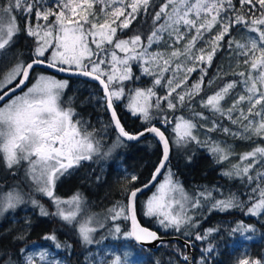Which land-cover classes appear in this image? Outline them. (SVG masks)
<instances>
[{"label": "snow or ice", "instance_id": "obj_1", "mask_svg": "<svg viewBox=\"0 0 264 264\" xmlns=\"http://www.w3.org/2000/svg\"><path fill=\"white\" fill-rule=\"evenodd\" d=\"M17 13L24 19L23 28ZM138 20L140 26L133 29ZM149 20V30L145 33L143 25ZM125 30H130L131 35L122 37L120 34ZM233 31H237L236 37L232 36ZM21 33L31 38L30 59L26 61L15 54L7 70L0 72V165L12 171L23 162L31 183L29 192L18 186L5 191L0 185V218L30 205L42 217H55L76 227L83 245L98 243L94 234L105 228V220L113 221L110 235L114 237L152 242L159 237L138 223L136 202L139 193L153 186L156 190L146 202L144 215L154 217L165 230L174 228L180 232L185 226L197 228L190 210L199 209L205 202L211 204L210 210L223 212L246 207L248 215L264 213V145L255 143L256 139L264 140V0H54L52 4L48 0H3L0 2V59L9 56ZM225 45L232 63L227 70L218 66L216 75L207 80V86L211 87L217 80L224 81L228 74L239 79L224 81L206 99L201 97L199 103L213 116L218 114L227 119L237 130L210 120L203 112H193V115L202 121L210 120L200 125L208 132L221 130L234 138L251 141L254 146L232 162L230 157L236 153L231 146L201 140L193 131L198 125L184 117L176 118L174 143L184 146L195 142L208 150L216 163L228 161L230 167L222 175L255 185L248 193V202L241 201L236 194L215 199L210 189L195 195L188 193L168 167L169 139L152 124L155 119L152 110L163 112L162 102H166L167 110L175 111L200 96L208 75L207 67ZM133 64L140 68L141 75L152 78L151 87L137 88L128 95L127 109L146 125L136 133L125 130L115 110V102L126 96L125 82L139 79L134 76ZM37 66L99 83L103 97L91 92L86 101H104L101 107L110 112V123L118 133L113 148L123 143L120 138L139 141L148 133L162 145V156L151 179L142 187H135L138 176L132 174L126 178L123 188L126 199L108 208L103 217L93 214L86 219L78 218L83 197L76 194L71 200H62L56 195L61 178L71 176L82 161L100 155L102 145L89 130L88 122L78 118L71 106H63L61 96L68 86L67 80L39 74L29 86ZM196 72L199 78L189 86L188 81ZM238 85L242 91L234 93ZM157 88L165 89V94L158 95ZM229 97L230 106L222 104ZM161 122L172 123L167 115ZM111 151L110 148L103 152V156H109ZM192 160L193 156L186 154V162ZM161 175L163 181L154 184ZM32 193L47 197L53 210L49 211ZM64 205H71L74 210H66ZM120 219L130 222V231L122 232L115 223ZM31 227L32 218L26 217L24 226L11 237L12 246H0V264H63L47 248L29 243ZM215 231L210 228L203 235L197 232L195 239H207ZM241 231L254 232V229L243 224L231 229L233 234ZM183 234L190 233L186 230ZM42 239L51 242L56 252L71 247L60 242L55 232L44 234ZM213 250L210 245L204 251ZM181 257L187 264L189 256L181 253ZM100 264H137V261L135 253L127 249L120 254L113 253ZM198 264H205L203 257ZM240 264L255 262L242 259Z\"/></svg>", "mask_w": 264, "mask_h": 264}, {"label": "trees", "instance_id": "obj_2", "mask_svg": "<svg viewBox=\"0 0 264 264\" xmlns=\"http://www.w3.org/2000/svg\"><path fill=\"white\" fill-rule=\"evenodd\" d=\"M49 1V0H48ZM3 2V0H0ZM19 18V25L21 28L24 27V19L17 13ZM149 20L147 24L143 25L145 33L149 30ZM140 26L139 20L133 24V29ZM239 31H243L242 29ZM123 36L127 37L131 35L130 30H125ZM232 36H237V31H233ZM227 39V38H226ZM18 48L21 51L20 56L24 60H29L31 57L32 41L31 38L27 37L23 33L17 36ZM229 53L227 46L221 49L214 57L213 63L210 67H207L208 75L205 78L204 91L201 92L199 97L205 94H210L217 90L224 81H230L232 78L226 75L224 81L217 80L211 87L207 86V80L212 79L217 71L218 66L223 67L225 70L229 66ZM37 71V70H35ZM40 72V70H38ZM43 72V71H42ZM133 73L135 77L139 79H132L125 82L126 96L120 101L115 102V109L121 120L125 130L130 133H136L142 130L146 125L142 123L138 116H133L126 109V103L128 101V95L133 88H147L152 86V78L149 76L141 75L140 68L133 64ZM80 82V81H79ZM84 84L91 85L97 95L101 96V93L97 86L83 82ZM75 111L78 114V118L92 119L89 124V129L97 130L96 134L102 132L103 125L99 122L100 117H103L109 131L113 136L115 135L105 109L99 108L98 99L86 101L90 91L86 90L83 86L74 87ZM162 92L161 88H157V93L160 95ZM164 105V111L160 112L155 110L152 124H156L161 127L168 136L171 143V131L170 126L178 115L186 114L182 110L169 111L166 107V102H162ZM167 115V118L172 121L170 124H163L161 122L162 117ZM108 144V142H105ZM264 143V141H263ZM172 144V143H171ZM235 146L238 150H250L252 146H248L247 142H241L239 140L234 141ZM243 144V147L240 145ZM118 157H116L115 164L110 167L109 172L106 174V180L94 181L90 177L89 167H82L72 173L71 176L64 178L57 184L55 189L56 195L59 197H69L72 195L79 194L86 198L91 203V210L96 212L105 211L112 207L117 201L125 200L126 197L123 192V188L126 183V178H129L132 174L138 176V180L135 182V187L141 186L146 183L150 178L156 164L158 163L161 151L157 142L152 139H146L137 144H124L119 150ZM180 155L176 154L175 149L172 147V155L168 167L174 173V178L179 184L187 191H193L194 189H210L213 190V197L215 199H225L230 194H236L240 199H244L245 195H248V185L241 183L239 179L224 177L220 175V164L216 163L214 158L209 154L208 150L204 147H193L189 149V145L185 150H180ZM186 154L193 156L191 163L186 162ZM118 166V168H116ZM166 171V170H165ZM94 174V173H93ZM91 174V176H93ZM80 176L90 177L86 181L79 183ZM13 178V176L11 177ZM163 178V176H162ZM161 178V179H162ZM153 191V190H152ZM151 191V192H152ZM150 192V193H151ZM149 193V194H150ZM143 195L138 202L137 211L138 217L142 225L149 227L159 233L160 236L170 237L177 236L185 241L189 242L194 250V258L198 262L203 257L205 264H240V261L249 260L255 262V264H264V222L260 219L255 218L251 215L246 214V207L234 208L227 211L210 210L209 206H203L199 215L193 219L198 223V227L195 229L182 227L180 232H177L174 228L164 232L160 230L154 217H144L141 212L142 201L149 195ZM41 203H46L41 196L38 197ZM245 202V201H244ZM49 211L53 208L50 204H45ZM250 206V202L248 203ZM34 211L30 217L32 218L31 234L28 237L29 243H42V237L46 233L55 232L58 239L62 243L71 245L70 248H65L59 251V256L65 260V264H100L103 259H108L111 254L105 253L103 246L92 247L83 245L79 239L76 227L70 226L69 224L61 221L55 217H42ZM18 214V211H16ZM6 219V218H5ZM24 220L21 222L14 223L13 225L0 229V246L11 247V237L17 229L24 226ZM8 219L2 220L1 224H9ZM240 222L249 225H255L257 232L260 235L259 238L244 243V248L239 247L237 244V233H231V226H234ZM217 229V231L208 235L207 239L198 241L195 239V233L203 235L207 229ZM188 231L189 235H184V231ZM124 231H128V223L124 222ZM128 244L132 248L135 254L138 255L139 264H156L159 261L160 264H185L182 260L181 253L186 254L185 248L182 244L176 241L161 243L156 251H151L147 248L137 247L132 240H127ZM119 247L122 244L120 241H115ZM213 246V251L207 253L204 250L209 246ZM121 253V252H120ZM205 254V255H204ZM207 256V257H205Z\"/></svg>", "mask_w": 264, "mask_h": 264}, {"label": "rangeland", "instance_id": "obj_3", "mask_svg": "<svg viewBox=\"0 0 264 264\" xmlns=\"http://www.w3.org/2000/svg\"><path fill=\"white\" fill-rule=\"evenodd\" d=\"M48 3L49 4H52V3H54V0H49L48 1ZM122 37H125V36H123L124 34L123 33H121L120 34ZM254 35V34H253ZM16 41V43L12 46V48L10 49V53H9V56H7V57H5V58H3V59H0V71L1 72H3V71H6L7 70V67H8V65L12 62V56H14L15 54H21V51L19 50V48H18V40H17V37H16V39H15ZM154 48L156 47L155 45L153 46ZM229 61V64L230 63H232V61H230V59L228 60ZM206 66V65H205ZM207 67V66H206ZM227 69H228V67H227ZM226 69V70H227ZM39 74H44V75H51V74H48V73H44V72H38V73H36L35 74V78H34V81L33 82H35V79H36V77L39 75ZM52 76H54V75H52ZM228 76H231V77H233L231 74H228ZM55 78H57V79H60V78H58V77H56V76H54ZM199 78V72H196V73H193L192 75H191V78H190V80L188 81V84H189V86L191 85V83L193 82V81H196L197 79ZM233 79H239L238 77H235V78H232L231 80H233ZM60 80H65V79H60ZM230 80V81H231ZM32 82V83H33ZM29 86H31V84L29 85ZM78 86H83L86 90H88V91H90V93L91 92H95L94 91V89L92 88V86L91 85H87V84H84V83H82V82H78V83H76L75 85H74V87H78ZM138 87H136V88H133L132 90H131V92H130V94L131 93H134V90L135 89H137ZM140 89H142V88H140ZM162 89V88H161ZM72 91V90H71ZM242 91V88L238 85L237 86V88L234 90V93H239V92H241ZM66 92V93H65ZM66 94V95H65ZM70 93L68 92L67 93V88L66 89H64V91H63V93H62V96H61V102L64 104V105H66L67 103L69 104L71 101H74V97H72L71 98V95H69ZM165 94V89H162V92H161V96L162 95H164ZM210 94H212V93H210ZM210 94H205V95H203L202 97H204L205 99H206V97H207V95H210ZM68 96V97H67ZM99 96V95H98ZM99 97H103L102 95L101 96H99ZM122 99V98H121ZM155 98H153V100H154ZM200 99H201V97H199V96H197V97H195L194 98V100L191 102V104H189V105H187V106H185V107H178L177 108V110H182L185 114H186V116H182V115H178L177 117H184V118H186V119H190V120H192L194 123H196L197 125H198V127L196 128V129H194L193 131L196 133V134H198V136H199V138L201 139V140H204V139H209V140H213V141H216V142H219L220 144H221V146H231V148L232 149H234V151H235V153H236V155H234V156H231L230 157V161H232V162H236V161H238L239 160V154L240 153H242V152H245L244 150H238L237 149V146H235V144H234V141H236V140H239V141H241V142H247L248 143V146H254L253 145V142H251V141H245V140H241V139H239V138H234L233 136H231V135H226V134H224L223 133V131H221V130H217V131H215V132H208L207 131V129H206V127H202V126H200V125H206V124H208V123H210V120H217L222 126H225V127H230V128H232L233 129V131H236L237 129H236V126L235 125H231L230 124V122L227 120V119H223V118H221L218 114L217 115H215V116H213V114L211 113V112H209L207 109H204V108H201V106H200V103H199V101H200ZM99 100V99H98ZM120 101V100H119ZM99 103H98V105H99V108H102L101 107V105H103L104 104V101L102 100V99H100L99 101H98ZM117 102V101H116ZM128 104V101H127V103H126V105ZM222 104H224V105H227V106H230V104H231V97H229L226 101H223L222 102ZM71 107H72V105H71ZM73 108V107H72ZM104 109V108H103ZM126 109H127V107H126ZM127 111L129 112V113H131L128 109H127ZM154 112H156L155 111V109H153L152 110V114L154 115ZM193 112H203L205 115H207V116H209L210 117V120L209 121H202V120H200L199 119V117H196V116H194L193 115ZM139 117V116H138ZM176 117V118H177ZM99 119V122L101 123V125H103V129H102V132H101V134H103L102 135V141H103V143L106 141V137H109V142H110V145H109V147L107 148V150H105V152L106 151H108L110 148L112 149V151H111V153L112 152H114V151H116V150H118L119 148H122L123 147V144H121L120 146H118V147H115V148H113V145L116 143V141H117V137L116 136H113V134H111L110 133V131H109V128L107 127V125H106V123H105V121H104V119H103V117H100V118H98ZM175 122H176V119H175ZM175 122H173L172 123V125L170 126V131H171V148L173 147L174 149H175V151H176V154L177 155H180L179 153H181L180 152V150H185L186 149V147L189 145V149H192L193 147H197V144L195 143V142H190V143H188V144H186V145H184V146H180V145H177V144H175L174 142L176 141V139H177V133L174 131V129H175ZM263 141L264 140H260V139H256L255 140V143L256 144H260V145H264V143H263ZM102 146H103V144H102ZM241 147H243V144H241L240 145ZM252 147L251 148H249L250 150L252 149ZM247 151H249V150H247ZM111 153H110V155L109 156H107V157H104L103 156V152L101 151V154L100 155H97V156H95V157H93V159H96L99 163H103L102 161L103 160H108V159H111ZM218 164H220L221 166H220V175L221 176H224V175H222V172L223 171H226V170H228L229 169V167H230V164H229V162L228 161H225V162H223V163H218ZM22 171H21V180H19V181H14V182H12L11 184H9L5 189H3V190H5V191H7V190H9L10 188H12L13 186H18L19 188H22L25 192H29L30 191V188H29V185H30V183H31V181L29 180V178L28 177H26V175H25V169H26V167H27V165L26 164H24L23 162H22ZM116 168H118V166L116 167ZM102 169H105V167H102V168H100V171H102ZM171 169V168H170ZM75 170H77V168L75 169ZM75 170H73V172L75 171ZM94 169H89V171H88V173H91L92 171H93ZM172 171V170H171ZM72 172V173H73ZM166 172V171H165ZM172 173H173V171H172ZM102 174V173H101ZM174 174V173H173ZM66 177V176H65ZM224 177H226V176H224ZM64 177H62L61 178V180L60 181H62V179H63ZM175 179V178H174ZM59 181V182H60ZM163 181V178L159 181V182H162ZM58 182V183H59ZM57 183V184H58ZM255 185L253 184V185H248V190H249V192L251 191V187H254ZM155 188L153 189V191L142 201V207H141V212H142V215L144 216V217H147V216H145L144 215V211L146 210V208H145V206H146V202H147V200H148V198L149 197H151L152 196V194H153V192H155ZM187 191V190H186ZM200 191H203L202 189H194L193 191H187L188 193H191V194H193V195H195L196 193H198V192H200ZM32 195H34L37 199H38V197L39 196H41L44 200H46V203H48V204H50V206L53 208V205H52V203H51V201L47 198V197H45V196H43V195H41L40 193H32ZM74 195H72V196H69V197H60L62 200H71L72 199V197H73ZM81 196V195H80ZM59 197V196H58ZM83 197V196H82ZM228 198V197H227ZM241 201H245V202H248V195H245L244 196V199H240ZM83 201H84V204H83V207H82V210H81V212L79 213V215H78V218H81V219H86L87 218V216H89V215H93V214H98V215H100V216H104L105 214H106V212H107V210H105V211H99V212H96V211H92L91 210V203H89L87 200H86V198H84L83 197ZM214 202V201H213ZM45 203V204H46ZM44 206H45V204L44 203H42ZM203 206H209V208H211V204L210 203H208V202H205L204 203V205ZM202 206V207H203ZM46 207V206H45ZM66 210H74L73 209V207L71 206V205H64L63 206ZM202 207H200L199 209H191L190 210V214L193 216V218L195 217V216H197V215H199L200 214V212H201V209H202ZM33 208L30 206V205H25V206H22L21 208H19V209H17V211H19L20 212V217L19 218H21L22 220L23 219H25L26 217H30V215L31 214H29L30 213V211L32 210ZM33 211H36V212H38V209H33ZM14 213H16V212H8V213H6L5 214V217H3V218H6V219H8V220H11L12 222H15V220H16V218L14 217ZM26 213H28V214H26ZM38 215H39V213H37ZM248 215V214H247ZM253 217H255V218H258V219H260L262 222H264V213H262L260 216H253ZM148 218H150V217H148ZM1 219V218H0ZM124 222H125V220H123V219H120V220H118V221H116L115 223L116 224H119V226L121 227V230H122V232H126V231H124ZM238 224H243V225H245V226H250V227H252L253 229H254V232H243V231H241V232H238L237 234L238 235H236L235 236V238H237V244H238V246L239 247H242V248H244V243L246 242V241H251V240H253V239H257V238H259L260 237V235L258 234V232H257V227L255 226V225H249V224H245V223H243V222H240V223H238ZM238 224H236V225H234V226H231V229L232 228H236L237 226H238ZM113 225V221H111V220H105V228H103V229H100V230H98L95 234H94V240L95 241H98V243H93V244H91V245H87V246H92V247H99V246H103V249H104V251H105V253H109V254H113V253H116V254H120V252L122 253L123 251H125V250H127V249H131L132 250V248L130 247V245L128 244V242H127V240L128 239H124V238H122V237H119V238H117V237H114L113 235H110V229H111V226ZM158 227L160 228V230H163L164 232H166V231H168V230H170V229H168V230H165V229H163V228H161L159 225H158ZM129 231V230H128ZM233 234V233H232ZM248 237H251V239H248ZM115 241H120V242H122V244L120 245V247L117 245V244H115L114 242ZM32 244V243H31ZM35 246L37 247V248H47L49 251H50V254H52V255H54V256H57V257H59V259L63 262V264H65V260L61 257V256H59V253L58 252H56L55 250H54V248H53V246L51 245V242H49V241H45V242H42V243H35ZM33 251H35L36 249L35 248H33L32 249ZM133 251V250H132ZM134 252V251H133ZM205 255V254H204ZM205 257H207V256H205ZM135 260L137 261V264H139V260H138V255L137 254H135ZM195 260V258H193V261ZM209 264H211V262H209Z\"/></svg>", "mask_w": 264, "mask_h": 264}, {"label": "flooded vegetation", "instance_id": "obj_4", "mask_svg": "<svg viewBox=\"0 0 264 264\" xmlns=\"http://www.w3.org/2000/svg\"><path fill=\"white\" fill-rule=\"evenodd\" d=\"M16 41V40H15ZM16 43V42H15ZM14 43V44H15ZM1 72V71H0ZM40 72H42L41 70H40ZM44 72V71H43ZM36 73H38V70L37 71H34L33 73H32V79H31V81L29 82V85L34 81V78H35V74ZM44 73H48V72H44ZM48 74H50V73H48ZM51 75H53V74H51ZM55 76V75H54ZM57 77V76H56ZM58 78H60V79H65V78H61V77H58ZM65 80H67L68 81V86H67V93L69 92L70 94L69 95H71V98L72 97H74L73 96V94H71V92L70 91H68L69 89H71L72 90V92H73V90H74V85L76 84V83H78L79 81L78 80H74V79H65ZM80 82H82V81H80ZM83 83V82H82ZM66 93V92H65ZM66 95V94H65ZM68 97V96H67ZM75 104H76V102L75 101H71L69 104L67 103L66 105H64L63 104V106H65V107H69V106H71L72 105V107L75 109ZM77 113V112H76ZM87 122L88 123H91L92 122V119H87ZM90 131H92L95 135H96V137H97V139H99L100 141H101V145L103 144V146H102V152H105V150H107V148L109 147V145H110V142H109V137H106V141L105 142H108V144H106L105 142L103 143V141H102V135L103 134H101V132H99V134H96V132H97V130H95V129H89ZM115 133V132H114ZM114 136H116V137H118L117 135H116V133H115V135ZM138 143H140V142H138ZM123 144V146H124V144H127V143H125V142H123L122 143ZM137 144V143H136ZM119 150H120V148L118 149V150H116V151H114V152H112L111 153V159H108V160H103L102 162L103 163H99L96 159H92V160H90V161H82L81 162V166H79L77 169H79V168H82V167H89V169H94L91 173H90V177H91V179H93L94 181H97V177H99V180H106V174L109 172V169H110V167H112L114 164H115V162H116V157H118V153H120L119 152ZM102 167H105V169H102V171H100V168H102ZM21 171H22V165H20L18 168H16V169H14V170H12V171H10V170H8L7 168H5V167H3L2 165H0V185H2L3 186V189H5L9 184H11L12 182H14V181H19V180H21ZM76 171V170H75ZM94 173V174H93ZM102 173V174H101ZM91 174H93V176H91ZM13 176V178H11ZM68 177L69 176H66V177H64V178H67L66 180H69L68 179ZM90 177H86V176H80L79 177V183H82L83 181H86L87 179H89ZM63 178V179H64ZM62 179V180H63ZM31 213H33L34 211H33V209L30 211ZM26 214H28V213H26ZM14 217L16 218V220H15V222H12L11 220L9 221V224H1V221L3 220H6L5 218H1L0 219V229L1 228H6V227H9V226H11V225H13L14 223H19V222H21L22 221V219L21 218H19L20 217V212L18 211V214H16V213H14Z\"/></svg>", "mask_w": 264, "mask_h": 264}, {"label": "water", "instance_id": "obj_5", "mask_svg": "<svg viewBox=\"0 0 264 264\" xmlns=\"http://www.w3.org/2000/svg\"><path fill=\"white\" fill-rule=\"evenodd\" d=\"M35 70H41V71H44V72H48V73L53 74V75H55V76H57V77H61V78H65V79H74V80H78V81L86 82V83H89V84H93V85H95V86L98 87V89H99L101 95L103 96V89L101 88V86L99 85V83L96 82V81H92V80H90V79H88V78H86V77L77 76V75H72V74H70V73L55 72L53 69H48V68L43 67V66H37ZM104 109H105V111H106V114H107V116H108L109 121H111V114H110V112H108V111L106 110V108H104ZM115 110H116V109H115ZM110 124H111V123H110ZM153 125L156 126V127H158V128H160V130H161L162 132H164V130H163L161 127H159L158 125H156V124H153ZM111 126H112V125H111ZM112 129H113V131L116 133V135L118 136V133L115 131L114 126H112ZM140 131H141V130H140ZM164 134H165L166 138H168V136L166 135L165 132H164ZM148 138H152V139H154V140L157 142V144H158V146H159V148H160V151H161V156H162V145L160 144L158 138H155V137H154L152 134H150V133L146 134L145 137H142L139 141H127V140H123V138H120V139H121L123 142L127 143V144H136V143L141 142V141H143V140H145V139H148ZM169 142H170V141H169ZM161 156H160V159H161ZM160 159H159V160H160ZM170 159H171V145H170ZM158 163H159V161H158ZM158 163H157V164H158ZM157 164H156V165H157ZM154 169H155V168H154ZM153 171H154V170H153ZM151 175H152V174H151ZM162 176H163V175H161L160 177H158V181H157V182H154V184H155V183H159V181L161 180ZM150 179H151V176H150V178L147 180V182H148ZM147 182H146V183H147ZM144 184H145V183H144ZM142 186H143V184H142L141 186H138V187H142ZM154 188H155V186L150 187V188L145 189L143 192H141V193L138 194V198H137V202H136V212H137V220H138V223H139L142 227H145V228H147V229H149V230H151V231L156 232L155 230H152V229H150L149 227H146V226L142 225V223L140 222V219H139V217H138V211H137V205H138L139 199H140L143 195H147V194H149ZM127 223H128V230L130 231V229H131L130 222L127 221ZM156 233H157L159 239H157V240H155V241H152V242L139 243V242H137L134 238H130V239L132 240V242H133L137 247H139V248H147V249H150V250H152V251H156V250L159 248V246H160L161 243L169 242V241H176V242H178V243H180V244H182V245L184 246V248H185V252H186V254L189 256V260H188L187 264H191V262H192V260H193V258H194V250H193L192 246H190L189 242H187V241H185L184 239H182V238H180V237H177V236L163 237V236H160L158 232H156Z\"/></svg>", "mask_w": 264, "mask_h": 264}, {"label": "bare ground", "instance_id": "obj_6", "mask_svg": "<svg viewBox=\"0 0 264 264\" xmlns=\"http://www.w3.org/2000/svg\"><path fill=\"white\" fill-rule=\"evenodd\" d=\"M165 132V131H164ZM167 135V134H166ZM149 139V138H148ZM146 140V139H145ZM171 145V144H170ZM171 155H172V148H171ZM170 242V241H169ZM190 244V243H189ZM190 246H191V244H190ZM150 250V249H149ZM152 251V250H151ZM191 264H193V260H192V262H191Z\"/></svg>", "mask_w": 264, "mask_h": 264}]
</instances>
